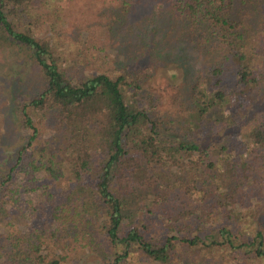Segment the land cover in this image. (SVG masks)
I'll return each instance as SVG.
<instances>
[{
  "label": "trees",
  "instance_id": "1",
  "mask_svg": "<svg viewBox=\"0 0 264 264\" xmlns=\"http://www.w3.org/2000/svg\"><path fill=\"white\" fill-rule=\"evenodd\" d=\"M54 4L0 0V41L29 54L43 85L21 106L26 143L0 180L12 200L0 264H71L96 234L106 264L186 253L263 264L264 0H90L105 14L79 22L81 10ZM60 15L94 40L99 29L139 40L125 72L80 73L87 52L74 72L58 40L38 33L47 18L58 33ZM155 36L190 58L186 90L168 81L157 94L129 68Z\"/></svg>",
  "mask_w": 264,
  "mask_h": 264
},
{
  "label": "rangeland",
  "instance_id": "2",
  "mask_svg": "<svg viewBox=\"0 0 264 264\" xmlns=\"http://www.w3.org/2000/svg\"><path fill=\"white\" fill-rule=\"evenodd\" d=\"M87 1L90 3V0H54L55 4L53 6L57 5V7L63 8L64 12H67V9L81 10V12H75L78 22L93 17L96 12H100V15L105 14V9L102 7L93 5L87 7ZM55 20H57L58 33L52 30V21L47 18L46 21L43 20L41 29L38 31L39 37L48 39L54 36L61 44V48L65 50L74 72L80 70V66H76L74 63L77 61L78 56L84 54V52L93 55L94 62L85 64L80 73H83L84 68H86V71L88 70V73L93 74L102 71L110 73L125 72L127 69L125 65L129 63L126 57L130 54L129 51L134 48L131 43L135 44L139 40L132 38L131 40H123L116 34L108 37L106 32L101 29L98 31L99 39L94 40V35H90V32H84L75 27L66 29L64 26L67 25L64 22L70 23V18L60 15L54 17ZM85 40H94V44H86ZM147 41L149 44L146 53L140 58L132 60L129 68L134 71H141L151 89L157 94H164V90L170 88V84H167L168 81L171 84L177 83L186 90L192 78L190 58L185 53L173 52L172 50L165 51V47H159L158 45L162 44V41L158 36ZM227 81L232 82V78L228 77ZM42 87L41 75L29 54L6 41H0V180L9 172L11 166L16 162L19 149L26 143L25 132L21 129V106L24 102H28L38 95ZM261 88H264V69L261 77ZM174 133L182 138L187 135L180 128H176ZM16 174L17 180L23 176L20 168L16 169ZM2 188L0 183V233L4 229L6 231L12 230V228L2 225L8 208L12 205V200L8 202L9 199L3 196ZM31 196L26 195L23 197L25 204H31ZM96 231L100 232L97 229ZM98 235L95 236L94 248L87 245L86 239L82 241L76 252L71 254H76L74 255L75 260L71 264H106L105 256H103L104 250L99 246L101 238ZM105 258L107 259V257ZM177 258L178 263L176 264H246L236 262L227 255H221L220 257L216 255L211 259L212 261L206 255L200 253L179 254ZM129 264L144 263L140 262V259L136 256L130 260Z\"/></svg>",
  "mask_w": 264,
  "mask_h": 264
}]
</instances>
